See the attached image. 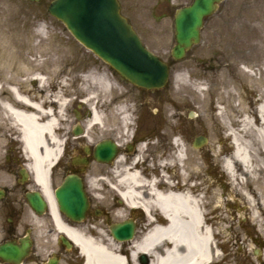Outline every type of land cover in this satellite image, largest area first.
Here are the masks:
<instances>
[{"label": "rangeland", "instance_id": "obj_1", "mask_svg": "<svg viewBox=\"0 0 264 264\" xmlns=\"http://www.w3.org/2000/svg\"><path fill=\"white\" fill-rule=\"evenodd\" d=\"M50 2L0 0V80L9 82L12 79L18 83L24 75L34 74L28 70L35 63L36 73L41 72L45 77L42 87H47L48 82L52 87L55 84L58 96L68 99L66 112H69V118L78 97L86 100L91 93L96 94V98L89 101L96 104L102 87H134L78 42L66 26L48 12ZM124 2L126 9L131 3L137 5L130 13L137 16L140 25L143 24L142 33L147 44L162 56L166 55L174 39L172 34L162 35L156 33V29L148 30L147 26L154 24L150 12L145 9L150 1ZM225 10L229 12L228 16L225 12L215 16L209 21L204 36V40H211L217 51H224V55L211 58L202 53V43L194 47L186 59H167L172 68L171 77L167 88L158 93L157 100L164 114V132L169 140L168 158H175L176 151L180 149L174 144V137L179 138L186 155L183 166L175 161L171 177L184 180L188 187H197L206 209L207 200L211 202L212 209L216 206L213 215L221 232L218 237L222 242L219 252L224 257L221 264H261L264 255L263 172L248 176L239 171L236 181L229 177L224 161L231 156L227 150L231 141L225 123L218 117V110L222 107L226 115L231 113L232 104L227 94L229 87H236V92L245 102L255 100L254 108L260 102V96H255L257 92L252 87H256L254 80H264V0H227ZM216 30L217 34H214ZM211 35H214L213 39ZM242 66L252 72L245 71ZM179 72L186 75V83L176 79ZM103 74L108 76L109 84L97 79ZM199 85L203 86V93L197 90ZM262 86L264 89V83ZM223 90H226V95L219 99L218 95ZM153 109L157 112L156 108ZM191 112L193 117H190ZM66 120L65 116L63 123ZM93 130L96 133L98 126L92 127L90 132ZM199 135L206 136L208 141L203 148L197 149L193 147V141ZM209 165L217 169L215 184L206 175ZM181 169L184 170V178L180 174ZM210 187L211 197H206V189ZM90 191L96 205L114 208L109 220L96 219L102 222L100 235L112 238L109 222L119 220L118 212L125 215L129 208L124 204L118 209L115 207V192L101 183L96 170L91 172ZM246 193L251 196V201ZM146 231L144 229V233ZM144 233H139L135 240ZM226 239L228 241L224 242ZM256 249L260 250L259 254ZM126 253L130 257L128 248Z\"/></svg>", "mask_w": 264, "mask_h": 264}, {"label": "flooded vegetation", "instance_id": "obj_2", "mask_svg": "<svg viewBox=\"0 0 264 264\" xmlns=\"http://www.w3.org/2000/svg\"><path fill=\"white\" fill-rule=\"evenodd\" d=\"M149 1L145 9L150 12L154 24H149L148 30L156 29V33L162 35L172 34L175 42L176 13L194 0ZM226 1L218 3L216 10L203 19L201 41L197 45L203 43L202 53L211 58L222 57L224 51H217L212 41L204 40V36L209 28V21L224 12L225 15L229 14L225 10ZM120 2L125 16L147 44L142 33L143 24L140 25L137 16L130 13L137 5L131 3L126 9V2ZM161 23L163 27H160ZM214 34H217V30ZM211 37L213 39L214 35ZM197 45L187 50L185 59ZM147 46L151 48L148 44ZM159 55L162 59H173L171 49L166 55ZM36 70V64L32 63L28 71L34 74L21 77L17 87H9V82L15 83L12 79L8 83L3 81L0 85V264H84V254L66 229H74L85 236L92 233L98 235L102 222L96 219L101 217L102 221H107L114 213V208L107 209L95 204L90 191L91 172L96 170L98 179L103 185H107L115 183V169L133 166L145 177L154 176L157 179L167 170L166 167H161V163L168 160L169 140L164 132V114L158 107V93L167 87L151 90L140 87H110L107 92L101 91L98 101L101 119L96 133L86 128L92 117L86 100L78 97L74 101L72 117L69 118L67 112V120L54 128L55 135L63 142L61 154L48 173V189L56 203L55 214L48 191L35 178L31 167L32 160L23 140V128L6 107L8 103L16 109L30 113L43 110L45 114L48 112L57 117L58 87L55 84L52 87L50 82L47 87H42V83L36 78L40 72L36 73ZM155 113L156 115H152ZM38 115L41 117L40 113ZM43 118L46 117L40 119ZM81 132L82 134H78ZM96 146L104 151L101 160L95 158ZM227 150L232 154L234 146L231 145ZM69 173L80 175L89 199L88 209L81 221L69 218L57 204L58 188ZM206 173L210 182L215 184L217 169L209 165ZM211 194L210 187L206 189L205 195L211 197ZM117 203L115 207L118 209L119 200ZM209 203L207 200V206ZM126 216L135 221L136 236L144 233V229L148 231L153 227L152 222L165 223L160 211L153 207L146 215L141 209L134 208ZM57 220L62 227L57 225ZM122 244L125 248L130 247L129 243ZM152 258L153 255L150 254L147 259L149 263ZM137 261L139 264L145 263L141 255ZM260 263L264 264V255L263 262Z\"/></svg>", "mask_w": 264, "mask_h": 264}, {"label": "bare ground", "instance_id": "obj_3", "mask_svg": "<svg viewBox=\"0 0 264 264\" xmlns=\"http://www.w3.org/2000/svg\"><path fill=\"white\" fill-rule=\"evenodd\" d=\"M36 78L44 83L43 76L37 75ZM97 79L109 84L108 76L105 74ZM176 79L184 83L187 81L186 75L182 72L176 74ZM253 83L256 87L252 88L257 92L255 96H260V102L256 108L252 105L255 100L245 102L241 94L236 92V87H229L227 94H229L228 101L232 104L231 113L226 115L222 107L218 110V117L225 123L234 143V152L224 161V168L233 181L239 179V171L247 173L248 176L263 172L264 176V89H262L264 80H254ZM102 89L104 92L109 90L108 87H102ZM197 90L203 93L204 88L199 85ZM225 95L226 90H223L218 97L221 99ZM96 96L91 93L88 101ZM57 101V117L48 112L45 114L43 110L30 113L13 108L11 104L6 105L23 128V140L32 160L31 167L35 178L48 191L55 214V202L48 189V167L61 151L62 140L55 135L54 128L59 126L60 118L66 115L67 99L58 96ZM235 101H239L238 104ZM38 113L46 118L40 119ZM100 119L99 112L94 109L92 117L87 122V129L98 125ZM174 143L180 149L176 151L175 158H170L169 163H175L177 160L184 165L183 144L177 138ZM163 162L161 167H167L168 163ZM113 174L115 183L112 184V190L129 207H141L148 213L153 207L160 211L165 223L152 222L153 227L139 240L131 241L130 259L125 256L126 248L113 238L100 235V232L99 235L85 236L81 232L67 228L66 231L78 243L84 254V264H127L131 262L138 264L137 259L141 253L153 255L151 264H214L216 262L221 264L223 262L224 257L219 252L222 242L218 241L221 232L219 233L217 229V222H214L216 216L213 215L216 206L212 209L210 202L208 206L206 204V209L204 199L197 192V187H188L183 183L175 184L169 178L166 180L164 178L167 183L162 178L157 179L154 176L147 178L133 166L115 169ZM164 174L166 176V173L161 175ZM262 178L263 189L264 177ZM246 195L251 201V196L248 193ZM57 225L62 227L59 220H57ZM226 241L228 240L224 242Z\"/></svg>", "mask_w": 264, "mask_h": 264}, {"label": "water", "instance_id": "obj_4", "mask_svg": "<svg viewBox=\"0 0 264 264\" xmlns=\"http://www.w3.org/2000/svg\"><path fill=\"white\" fill-rule=\"evenodd\" d=\"M216 1L220 0H196L177 14V43L173 48L176 59L183 58L185 51L199 41L203 17L213 11ZM49 12L61 20L82 44L131 83L148 89L164 87L167 83L168 65L145 47L122 15L118 0H53ZM206 141L207 138L201 136L194 145L199 147ZM102 154L97 147L95 156L99 158ZM58 198L67 215L78 220L82 218L88 203L79 176L66 177L58 190ZM134 229L131 220L112 226L113 235L119 240L132 238Z\"/></svg>", "mask_w": 264, "mask_h": 264}]
</instances>
